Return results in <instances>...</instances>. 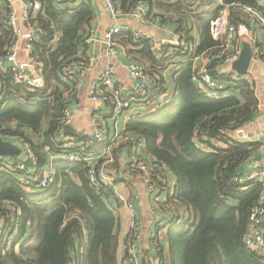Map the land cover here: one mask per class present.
Segmentation results:
<instances>
[{
    "label": "trees",
    "instance_id": "16d2710c",
    "mask_svg": "<svg viewBox=\"0 0 264 264\" xmlns=\"http://www.w3.org/2000/svg\"><path fill=\"white\" fill-rule=\"evenodd\" d=\"M39 1L42 10L37 22L43 34L32 48L42 64V88L26 89L1 67L12 34L0 22V136L31 146L37 154V168L47 162L45 145L54 154L63 150L56 139L73 89L62 80L61 69L83 56L95 18L89 0L62 8L53 0ZM235 1L258 6L257 0ZM153 2L156 9L178 18L180 45L158 57L148 41H135L130 33L117 34V42L154 75L155 88L163 89L162 71L172 65L175 54L188 53L194 43L191 24H196L198 33L196 54L217 44L209 27L219 10L215 0ZM258 9L264 15V6ZM216 64L213 60L210 68ZM191 70V61L180 62L172 73L174 89L169 102L159 109L149 107L135 113L126 124L128 130L144 137L145 160L161 165L162 193L167 192L162 215L166 221L155 225L146 263L264 264V254L249 250L243 241L262 183L239 185L233 181L261 144L236 137V131L253 120L257 111L253 84L243 76L213 72L226 81L227 91L224 97L211 100L197 91L190 80ZM121 149L127 150V145L115 150L116 167ZM52 168L54 185L39 191L23 188L16 172L0 167V264H129L125 252V263L117 258L119 220L113 193L91 185L88 164L55 160ZM167 172L175 179L171 192Z\"/></svg>",
    "mask_w": 264,
    "mask_h": 264
},
{
    "label": "built area",
    "instance_id": "2783aa9c",
    "mask_svg": "<svg viewBox=\"0 0 264 264\" xmlns=\"http://www.w3.org/2000/svg\"><path fill=\"white\" fill-rule=\"evenodd\" d=\"M56 4L64 0H53ZM3 4L0 13V22H4L10 29L12 41L4 56L7 62V72L11 73L14 82L25 86L30 91L42 88L45 84L41 73L42 64L33 54V43L43 34V29L37 22V16L42 10L39 0H0ZM111 23L102 31L101 42L105 47V56L109 59L119 51L117 34L130 33L133 40H146L150 43L153 52L162 57L167 51L180 45V37L173 35L165 37L153 33L155 14L150 12L145 0H136L133 6L125 13L121 23V13L115 8L113 0H103ZM218 13L210 21L209 31L217 43L212 49L196 54L195 42L189 47L192 70L190 80L197 91L205 98L217 100L226 95L227 83L214 76L213 72L223 76L237 75L231 64L239 57L241 40L248 41L251 46V59L244 79L251 80L254 63L264 67V15L259 6H264V0H257V7L235 0H215ZM191 19V15L187 14ZM239 19V20H238ZM133 21L140 22L145 29H136ZM191 23V22H190ZM192 25V24H191ZM151 26V27H150ZM150 27V28H149ZM125 51L124 47H121ZM24 50L27 58L19 59V53ZM126 52V51H125ZM181 54L174 55L171 66H178ZM96 59L93 53L71 60L62 66L61 78L72 84V100L69 106L62 111V124L57 141L61 145V152L54 154L48 145L44 146L47 162L37 168L38 158L31 146L21 140L12 142L25 153L24 160L15 157L0 155L2 165L11 168L18 174V180L23 188L44 191L55 183V173L52 162L85 163L89 165L88 178L92 186L99 190L106 188L113 193L116 200L123 205L129 214V230L124 240L125 254L129 264H140V255L137 250V233L139 228L135 223L134 199L121 191L125 188L126 180L138 178L144 190L154 200L158 212H166L164 191V173L161 165L145 160L143 148L144 137L137 131L127 129V121L138 112H146L149 107L159 109L169 102L172 93L164 83L163 89H156L152 74L147 73L138 60H131L128 66V82L119 83L115 77V68L108 61L100 72L88 85V96L92 102L89 112V124L80 127L75 124L76 111L82 107V90L86 73ZM217 60L214 68L211 62ZM73 128V134H63L64 126ZM241 132V134H239ZM236 137L246 140L248 136L244 128L236 131ZM127 145L126 163L122 166L118 162L115 150L120 145ZM73 149V150H70ZM101 150L98 152V150ZM123 179V180H122ZM239 185L264 182V158L252 157L248 169L243 174L233 177ZM122 182V184H120ZM264 200L261 196L258 203L250 212V225L243 239L245 246L257 253L264 254ZM3 227L0 221V235Z\"/></svg>",
    "mask_w": 264,
    "mask_h": 264
},
{
    "label": "crops",
    "instance_id": "0c3cea01",
    "mask_svg": "<svg viewBox=\"0 0 264 264\" xmlns=\"http://www.w3.org/2000/svg\"><path fill=\"white\" fill-rule=\"evenodd\" d=\"M82 1H87V0H68L66 3H61V4H56L60 8L64 6H69L73 7L79 4ZM95 11V18L93 21V28L91 31V34L86 40L85 47H84V54L87 55L89 53H93L96 57L94 62L91 64V67L86 73V78L83 83V90H82V107L81 109H78L76 111L77 115V120L75 122L76 125L80 127H85L89 124V112L92 108V102L89 99L88 96V85L92 81V79L100 72L102 67L109 61L112 66L115 68V77L119 81V83L126 84L128 82V66L131 60H134L131 55L127 54L125 51L122 50V46L119 44V51L118 53L111 57L107 58L104 54L105 52V47L101 42V36H102V31L111 23L106 6L103 2V0H89ZM136 0H126V1H121V0H115L114 5L115 8L121 13L120 18L123 19L121 20V23L127 22L128 19L124 20L125 18V13L133 6ZM147 5L149 6L150 12L155 14L154 18V30L153 33H156L157 29L155 25H159V29L157 31V35L165 36V37H171L173 35H178L176 32L177 28V23L175 20L178 18L172 14L169 13H164L156 7L152 6V1L150 0H145ZM54 2V1H53ZM3 4L0 2V9L3 8ZM186 18V17H185ZM189 19L190 17L187 16ZM133 26L136 29H145L144 26L138 22V21H133ZM192 35L194 38L195 44L198 42V33H197V28L196 24H192ZM151 27V26H150ZM149 27V28H150ZM245 40H241V44ZM82 52V50H81ZM80 52V53H81ZM79 53V54H80ZM182 56L179 55V57ZM27 58V54L24 50H21L19 53V59L24 60ZM183 62V61H182ZM1 67L3 69L7 68V62L5 58L2 59L1 61ZM171 66H169L167 69L163 70L162 73L164 77L168 76L170 77V84H166L167 88L169 89L170 92L173 91L174 85H173V79H172V73H171ZM168 69L169 72H166ZM252 69V74H251V80L254 82V86L256 88V97L258 99V105H257V111L256 114L250 122L244 125V130L246 135L248 136L247 141H259L261 144L259 147L253 152L245 161L243 166L240 168V173L243 174L247 169L250 164L251 158L252 157H259V158H264V67L260 63H254L251 66ZM176 68H174L173 71H175ZM4 140H7L3 138ZM10 141V140H7ZM18 142L17 140H11L10 142ZM101 150L99 149L98 152ZM126 157H127V150L126 149H121L119 151V156H118V162L124 166L126 163ZM125 162V163H124ZM168 173V172H167ZM123 180V179H122ZM127 183H125V188H120L123 193H125L127 196L130 198L134 199L135 202V218L136 221L135 223L137 224L139 231L137 233V250L140 255V257H143L146 255L149 256V254L152 253V248H151V237L153 236L154 230H155V225L158 224V222H161L160 224L162 225V222H165L166 220L163 219L164 217L162 216L160 212H158L156 204L152 197L144 190L143 186L140 184L138 178H133L126 180ZM166 182H167V189L171 192L174 187L175 179L171 173H168L166 176ZM122 184V182H120ZM262 197L264 200V182L262 184ZM162 193V192H161ZM167 194V192L162 193L161 196L164 197ZM115 202V210L118 216L119 220V226H118V235H119V246L117 250V258L119 261L122 263L124 261V250H125V235L127 230H129V214L127 209L118 203L116 200ZM160 219V221H159ZM165 224V223H164ZM163 224V225H164ZM262 226L264 227V217H263V222Z\"/></svg>",
    "mask_w": 264,
    "mask_h": 264
},
{
    "label": "water",
    "instance_id": "95a60500",
    "mask_svg": "<svg viewBox=\"0 0 264 264\" xmlns=\"http://www.w3.org/2000/svg\"><path fill=\"white\" fill-rule=\"evenodd\" d=\"M251 59V46L248 41H244L241 46V52L239 57L231 64L232 70L239 76L244 75L247 72ZM63 134H73V128L69 125L64 126ZM241 134V132L239 133ZM0 155L15 157L19 160H24L25 153L14 143L4 140L0 136ZM140 264H147L146 257L143 256L140 259Z\"/></svg>",
    "mask_w": 264,
    "mask_h": 264
},
{
    "label": "rangeland",
    "instance_id": "374dc122",
    "mask_svg": "<svg viewBox=\"0 0 264 264\" xmlns=\"http://www.w3.org/2000/svg\"><path fill=\"white\" fill-rule=\"evenodd\" d=\"M192 50H194V47H192L191 49H190V51H192ZM195 51V50H194ZM190 58V52H188V53H186V54H182V56H181V61H187L188 59ZM177 66H171L170 68H171V70L170 69H168L166 72H169V70L171 71V73H173L174 71V68H176ZM164 79H165V83L166 84H170L169 82H170V77H168V76H166V77H164ZM172 93V92H171Z\"/></svg>",
    "mask_w": 264,
    "mask_h": 264
}]
</instances>
